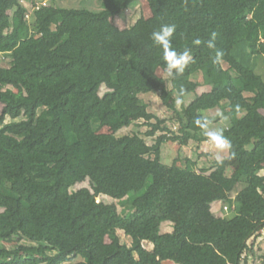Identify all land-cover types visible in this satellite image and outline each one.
<instances>
[{
    "label": "trees",
    "instance_id": "16d2710c",
    "mask_svg": "<svg viewBox=\"0 0 264 264\" xmlns=\"http://www.w3.org/2000/svg\"><path fill=\"white\" fill-rule=\"evenodd\" d=\"M138 1L102 0L93 11L48 0L28 17L21 0H0V264H248L255 253L249 241L264 228V0H147L157 29L135 34L115 19ZM165 28L168 51L185 62L165 64L161 76L150 66L164 46L153 33ZM158 91L170 120L142 97ZM213 109L221 112L205 114ZM224 117L236 169L227 159L163 163L165 143L199 146ZM135 118L145 136L119 135ZM86 180L91 188L72 190ZM101 195L129 198V211ZM168 200L180 218L163 232ZM216 201L232 213L205 223L198 206Z\"/></svg>",
    "mask_w": 264,
    "mask_h": 264
},
{
    "label": "rangeland",
    "instance_id": "374dc122",
    "mask_svg": "<svg viewBox=\"0 0 264 264\" xmlns=\"http://www.w3.org/2000/svg\"><path fill=\"white\" fill-rule=\"evenodd\" d=\"M31 0L26 1V4H24L26 7H30ZM60 6L65 8H87L93 11H101L104 6L102 0H59L58 3ZM12 13V11H10ZM144 17V24L138 23L139 19ZM148 20V21H146ZM116 24L121 28H131L135 34L136 32H146L149 30H155L157 29V24L155 20L152 18L151 13L149 11L148 2L147 0H139L138 2L134 3L130 8H128L126 11H124L122 14H120L115 19ZM0 28L7 30L6 24H0ZM43 46V45H42ZM168 51V48H167ZM167 51L165 50V46L161 48V50L157 53H154L151 55L152 63L150 68L153 70H156L157 73L161 76H166V73L164 71V65L168 63L166 59ZM4 65H8V61H4ZM258 69L257 71L264 76V58H260L257 61ZM196 80H203L202 75L197 73L193 76ZM206 87L203 85L200 87V91H205ZM107 91V87L104 85L101 89V94L103 95ZM132 96V94H128V96H125V100L122 99V103H127L129 98ZM149 102V110L151 112H154L158 116H160L163 119L170 120L173 117V111L164 105V103L161 100L160 92H153L150 94H146L142 96ZM189 103L193 98L194 94H190L187 96ZM181 102L179 101L178 107L181 108ZM221 112L220 109H213L205 111L206 115H218ZM229 118L224 117L218 120H215L209 124L208 132H218L222 130L223 128L227 127L229 125ZM148 126L144 124V121L140 118L132 119L130 124L126 127H124L122 130H120L119 135L127 134V133H134L139 132L145 136V132L148 130ZM104 132H110L109 128L106 127L104 129ZM147 141L151 144L154 142V138L152 137H146ZM205 154V156L200 155ZM186 157H193L194 159H199L200 165L203 167H212L214 163L217 160L227 159V164L229 166V170L232 171L236 169L237 164L234 160L229 159V149L226 148H220L216 144H214L211 140L204 142L203 144L199 145L195 142H187L186 144L182 145L178 142H167L163 145V163L165 165H178L183 166L185 165V159ZM257 158L259 161L264 164V146H262L258 152H257ZM165 170V168H164ZM264 174V170L261 172ZM164 182V181H163ZM159 194L162 193L165 189V184L160 185ZM83 187L91 188V184L89 180H86L85 182L78 183L75 185L72 190H78ZM160 196V195H159ZM161 197V196H160ZM98 200H103L107 203L114 202L117 204L119 210L123 213H127L130 207V200L129 198H125L123 200H115L111 197L101 195ZM165 202L162 204L161 213L169 212L173 216L172 219L176 218L178 216V204L174 201ZM171 219V220H172ZM169 223L167 222L164 226L169 227ZM167 230V229H166ZM259 240L261 241V246L259 245L258 252H256L253 257L251 256L249 258L248 264H262L264 262V229L260 230L259 232ZM120 236L122 238V241L125 243H130L129 238L125 235L124 232L120 231ZM255 242V240H254ZM7 245H12L11 243L7 242ZM253 244V243H251ZM148 247L149 244H146ZM117 261L120 262L121 259L117 258Z\"/></svg>",
    "mask_w": 264,
    "mask_h": 264
},
{
    "label": "crops",
    "instance_id": "0c3cea01",
    "mask_svg": "<svg viewBox=\"0 0 264 264\" xmlns=\"http://www.w3.org/2000/svg\"><path fill=\"white\" fill-rule=\"evenodd\" d=\"M225 206H228L229 208L225 209ZM198 210H199V213L201 214V216H202V218H203L205 223H208L211 220L219 218V217H226V216H228V215H230L232 213L231 207L229 205H225L222 201H216V202L211 203V204L202 202V203L199 204ZM179 218H180V211H178V216L176 218H174L172 220H169V221H166V222L163 223L162 231L163 232H171V231H173L175 223L179 220ZM167 222H170L169 223V227L165 228L164 225ZM258 235H259V233L257 232L255 234V236L252 237L250 239V241H249L250 244L251 243L254 244L255 253L258 252V248H261V247H259V245L261 246V241L259 240V236ZM254 240H255V242H254ZM146 244H149L150 245L149 247L153 246V244L150 243V242H146ZM255 253L251 254V256L253 257V255ZM164 264H176V263H174L172 261H165Z\"/></svg>",
    "mask_w": 264,
    "mask_h": 264
},
{
    "label": "clouds",
    "instance_id": "9594fccd",
    "mask_svg": "<svg viewBox=\"0 0 264 264\" xmlns=\"http://www.w3.org/2000/svg\"><path fill=\"white\" fill-rule=\"evenodd\" d=\"M171 32H172L171 28H165L163 31V35L153 33V35L155 36V39H157L158 41H160L164 44L166 51L168 48L167 37H169L171 35ZM166 59H167L168 64H169V68L181 66L185 62V57H180L179 59H177L175 57V55L173 54V52H171V51H167ZM207 135L209 136L210 140L214 144H216L218 147L226 148L229 146V143H228L227 139L224 137L222 131L209 132V133H207Z\"/></svg>",
    "mask_w": 264,
    "mask_h": 264
},
{
    "label": "built area",
    "instance_id": "2783aa9c",
    "mask_svg": "<svg viewBox=\"0 0 264 264\" xmlns=\"http://www.w3.org/2000/svg\"><path fill=\"white\" fill-rule=\"evenodd\" d=\"M21 1L23 2V4H26V1L28 0H21ZM47 3H48V0H35V3H32L31 6L29 7L28 17L35 9L39 8L41 5H46ZM228 208H229L228 206H225V209H228Z\"/></svg>",
    "mask_w": 264,
    "mask_h": 264
}]
</instances>
